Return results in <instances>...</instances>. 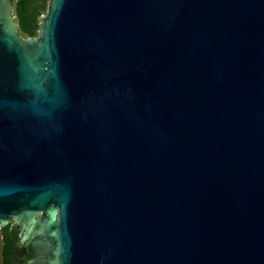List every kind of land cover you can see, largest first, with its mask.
Wrapping results in <instances>:
<instances>
[{"label":"water","instance_id":"95a60500","mask_svg":"<svg viewBox=\"0 0 264 264\" xmlns=\"http://www.w3.org/2000/svg\"><path fill=\"white\" fill-rule=\"evenodd\" d=\"M0 0V228L18 264H264V0Z\"/></svg>","mask_w":264,"mask_h":264},{"label":"trees","instance_id":"16d2710c","mask_svg":"<svg viewBox=\"0 0 264 264\" xmlns=\"http://www.w3.org/2000/svg\"><path fill=\"white\" fill-rule=\"evenodd\" d=\"M12 15L17 34L22 38H36L35 29L41 27L49 0H11ZM16 228L9 222L0 228V264H16Z\"/></svg>","mask_w":264,"mask_h":264},{"label":"flooded vegetation","instance_id":"af4514ba","mask_svg":"<svg viewBox=\"0 0 264 264\" xmlns=\"http://www.w3.org/2000/svg\"><path fill=\"white\" fill-rule=\"evenodd\" d=\"M16 233H17V229H16ZM16 251H17V246H16ZM16 251H15V258H16V264H18V257L16 256Z\"/></svg>","mask_w":264,"mask_h":264}]
</instances>
